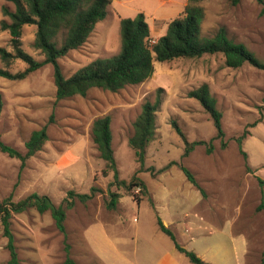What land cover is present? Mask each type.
<instances>
[{
  "label": "rangeland",
  "instance_id": "1",
  "mask_svg": "<svg viewBox=\"0 0 264 264\" xmlns=\"http://www.w3.org/2000/svg\"><path fill=\"white\" fill-rule=\"evenodd\" d=\"M2 2L13 9L12 4ZM186 3L187 0H110L106 18L95 25L87 41L58 59L62 75L68 78L97 58L116 55L120 49V18L134 19L143 14L150 41L155 42ZM199 4L204 9L203 36L210 37L223 27L231 40L242 44L264 64V11L256 0H203ZM35 30V26L24 27L21 48L41 61L43 55L32 48ZM0 35V47L10 51L8 33ZM61 37L62 34L59 40ZM25 67L16 61L9 70L17 73ZM153 67L152 75L141 84L115 93L91 88L84 97L60 101L55 100L51 65L42 66L21 81L0 78L1 141L23 155L32 131L46 126L47 132L42 149L22 167L19 159L0 152V202H17L38 194L65 208L63 201L68 191L92 194L84 202L70 198L71 206L65 209V237L55 228L49 212L39 214L31 208L13 215L10 230L19 264H65L67 257L76 264H98L89 260L84 251L82 232L92 221L113 215L117 205L125 210V236L134 238L135 227L140 231L137 254L141 257L144 231L156 228L151 208L154 202L147 189L143 195L134 194V190L128 193L114 183L112 172L102 175L105 163L91 140L90 128L96 118L105 115L111 119V146L119 180L129 182L135 176L156 185L158 178H166L171 203L176 199L181 202L179 196L188 185L201 195L200 204L212 209L204 215L211 214L221 223L233 220L234 231L247 237L246 264H264V185L260 184L264 181V70L249 64L228 68L221 54L156 62ZM203 84L208 86L221 113L220 139H215L210 116L188 96ZM158 89L160 105L155 113L154 138L146 149V170L137 173L138 164L127 142L141 105L154 102ZM172 123L189 143L203 144L183 156L184 143ZM242 136L240 148L238 139ZM182 168L192 174L203 194L187 181ZM91 188L96 190L92 192ZM112 193L119 197L115 208L109 209ZM6 242L0 226V264H7L9 259ZM130 245L132 249V241Z\"/></svg>",
  "mask_w": 264,
  "mask_h": 264
},
{
  "label": "trees",
  "instance_id": "2",
  "mask_svg": "<svg viewBox=\"0 0 264 264\" xmlns=\"http://www.w3.org/2000/svg\"><path fill=\"white\" fill-rule=\"evenodd\" d=\"M12 4L10 10L5 4L0 7L2 20L0 31L9 35L10 51L0 47V78L11 81L24 80L29 74L44 65H51L53 71V83L55 86V100L60 101L73 96L84 97L91 88H98L112 93L118 92L126 86L141 84L153 73L154 63H165L177 59H195L204 55L221 54L224 64L228 68L236 69L244 64H249L264 70L261 63L252 52L242 44L231 40L223 27L218 28L210 37L201 33V23L204 19V9L200 6L203 0H187L182 12L171 20L166 27L165 34L160 36L154 44H150V30L145 22L144 15L139 13L136 18L119 19V52L108 58H97L86 66L75 71L65 78L58 64V59L66 56L70 51L80 48L92 33L95 25L106 18L110 0H4ZM237 1V0H235ZM264 11V0H256ZM25 26H35L36 30L32 42V48L43 55V60L36 61L27 55L21 48V37ZM62 34L59 40V35ZM16 61L26 65L23 71L12 73L10 67ZM158 89L154 102L145 101L141 105L140 114L132 124L133 134L128 139V146L133 151L135 161L138 164L137 173L146 170L144 168L146 149L154 138L155 113L160 105ZM190 98L197 100L205 112L210 116L215 130V139L223 136L221 129V113L217 110L215 99L211 96L206 84L188 93ZM3 102L0 95V114ZM110 117L108 115L96 118L91 125V140L96 146L99 157L104 161L105 167L102 175L106 177L112 172L114 183L130 193L136 187L140 188L139 195L145 193L144 183L133 176L129 182L118 179V171L111 146ZM175 132L184 143V154L194 146L203 142L189 143L175 123H172ZM244 136V135H243ZM238 145L241 148V138ZM47 140L46 126L31 132L25 142L26 152L22 155L15 149L4 144L0 139V152L11 158L19 159L21 167L27 159L42 149ZM223 146V145H222ZM210 149H208L209 151ZM187 181L203 194L202 189L194 180L192 174L185 168L181 169ZM264 185V181L260 182ZM96 189L91 188L94 192ZM92 194H76L67 192L64 199L66 206L54 205L51 199L45 195L31 194L25 198L12 202L5 199L0 202V226L2 234L6 238V249L9 259L7 264H19L17 252L10 230V220L13 215L20 214L33 208L37 213L49 212L55 228L65 237V209L71 206V197L78 198L81 202L91 198ZM119 196L111 194L109 209L115 208V200ZM135 201L141 200L136 196ZM157 224L162 233L167 235L175 244V248L184 254L191 264H209L202 261L196 254L180 247L172 233L157 219ZM66 253L68 245L64 247ZM65 264H76L69 257Z\"/></svg>",
  "mask_w": 264,
  "mask_h": 264
},
{
  "label": "crops",
  "instance_id": "3",
  "mask_svg": "<svg viewBox=\"0 0 264 264\" xmlns=\"http://www.w3.org/2000/svg\"><path fill=\"white\" fill-rule=\"evenodd\" d=\"M2 4L0 0V7ZM160 178L156 180V185L142 179L154 202L151 208L156 228L144 231L146 241H142L145 246L141 257L137 254L140 239L137 233L140 231L135 227L134 238L125 236V210L117 205L113 215L104 220L96 219L84 228L83 248L89 260L98 264H191L175 248L174 242L160 231L159 219L180 247L193 252L202 261L209 264H246L248 239L243 233L234 231V221L224 220L221 223L211 214L204 215L203 212H212V209L202 206L201 195L188 185L179 196L181 202L176 199L171 203L165 186L166 178ZM133 221L138 224V217L134 216Z\"/></svg>",
  "mask_w": 264,
  "mask_h": 264
},
{
  "label": "built area",
  "instance_id": "4",
  "mask_svg": "<svg viewBox=\"0 0 264 264\" xmlns=\"http://www.w3.org/2000/svg\"><path fill=\"white\" fill-rule=\"evenodd\" d=\"M149 43L152 45V44H154L155 42L154 41H149ZM139 191H140V188L139 187H136L135 189H134V194H138L139 193Z\"/></svg>",
  "mask_w": 264,
  "mask_h": 264
}]
</instances>
